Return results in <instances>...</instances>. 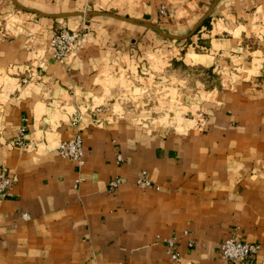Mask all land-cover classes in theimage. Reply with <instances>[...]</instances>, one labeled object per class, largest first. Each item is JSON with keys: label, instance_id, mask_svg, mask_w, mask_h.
Listing matches in <instances>:
<instances>
[{"label": "crops", "instance_id": "obj_1", "mask_svg": "<svg viewBox=\"0 0 264 264\" xmlns=\"http://www.w3.org/2000/svg\"><path fill=\"white\" fill-rule=\"evenodd\" d=\"M16 1L43 15L0 8V172L17 176L0 197V264H227L219 244L231 235L262 245L243 264H264V0H220L180 47L94 14L62 63L41 58L55 27L80 20L57 14L120 5L192 27L208 0ZM179 59L217 69L223 86L187 92ZM21 126L24 148L12 141ZM77 130L82 165L57 153Z\"/></svg>", "mask_w": 264, "mask_h": 264}, {"label": "rangeland", "instance_id": "obj_2", "mask_svg": "<svg viewBox=\"0 0 264 264\" xmlns=\"http://www.w3.org/2000/svg\"><path fill=\"white\" fill-rule=\"evenodd\" d=\"M219 1L220 0H208V2H205L204 5L207 7V10H208L213 5V3L215 2V4L212 7V9H213L217 5V3ZM5 4H7V5L14 4V6L16 7V10L18 9L21 12H27V13L30 12V13L35 14L38 17H40V16L43 15L40 12H34L32 10H28V9H24V8L22 9L20 7V4L16 0H0V8L3 7V6H5ZM163 6L164 5H162V4L159 5V8L158 9H159V12H161V14L166 15L167 14L166 12H162L163 11V9H162ZM15 7H13V8H15ZM199 7H201V4L199 5ZM124 8L125 7H123V6L118 5L116 7V5H115V8L109 9L108 12L98 11V10H94V9L85 8L82 11L60 13V14H57L55 16L60 17L62 19L63 18L64 19L65 18H71V17H77V18H79L80 21H79L78 25H76L74 27V29H77V28L81 27L82 24H84L85 29H84V32L83 33H85L86 30H87V19L91 18L94 14H105V15H109V16H112L115 19H119V20H122V21H125V22H136L137 21V23L144 24L145 26H149V25H147L148 24L147 22H149V24L151 23L150 22L151 20L143 21V19L144 20L146 19V18H143V17H139L140 20H134V19L130 18L128 16L130 14H128V12L125 11L126 9H124ZM164 9H165V7H164ZM212 9H211V11H212ZM207 10L204 12V14L207 12ZM211 14L212 13L210 12V14L206 18H204L203 21L199 25H197V27L195 28V30L193 31V33H190V31L192 30V28L194 27V25L196 24V22L199 19L196 20V22L193 24L192 27L190 25H188V27H185V25L188 23L187 19H184L183 22H181V24H179V27L178 28H176V27H174V28L173 27L172 28L166 27V25L171 22L169 19H166L165 20L166 17H163V19H164V20H162L164 22L163 26L157 24V22H155V23L159 27L158 26H155V25H152L153 23L151 25L156 28V30H157L156 32L160 36H162V38H165L167 40H170L171 42L174 41L175 44L176 43H179V47L180 46H183V45H186L187 46L188 44H190L192 42V40L193 41H195V40L198 41V39H196V35H200L201 32H199V30L202 29V27L205 24H207V22L212 17ZM66 26L67 25L64 24V25L55 27L53 29V33L56 32V31H58V30H60V29H62V28H68ZM190 27H191V29H190ZM196 50L205 51V50H201L200 47H196ZM41 60L44 61V62L51 60L50 57H49V55H48V53H47V48L45 49L44 56H42ZM51 61L56 62L54 60H51ZM171 64H172L171 65V68L176 71V72L174 71L175 72V74H174L175 76L174 77H176L178 79L181 78V80H183L185 82L184 85H185V88H186V91L187 92H190L191 91V92L194 93L197 90H199V91H204L205 90V91L210 92L211 90L212 91L218 90V89H220L223 86L221 84L220 73L218 72L217 69L205 67V66H202L200 64H184L181 59L175 60V61L171 62ZM172 69H171V72H172ZM184 78H185V80H184ZM189 96L190 95L188 94V97ZM116 101L119 104V106L123 108V110L124 109L129 110V108H132V106H133L131 104V101H128V99H119L118 98ZM147 103H149V102L143 101L144 106H146ZM129 105H132V106H129ZM136 108H138L136 105L133 106V110L132 111H135ZM153 115L143 117L141 119V121H143L144 123L146 121L147 122L148 121L150 122L151 119H153V117H155V118L158 117L157 115L154 114V112H153ZM167 118L168 117H166V119ZM174 118L172 120H175ZM231 236L236 237L235 235H231ZM222 259L225 260L224 258H222ZM174 261H176V260H174ZM225 261L227 262V264H231L227 260H225Z\"/></svg>", "mask_w": 264, "mask_h": 264}, {"label": "built area", "instance_id": "obj_3", "mask_svg": "<svg viewBox=\"0 0 264 264\" xmlns=\"http://www.w3.org/2000/svg\"><path fill=\"white\" fill-rule=\"evenodd\" d=\"M165 12L164 7H162ZM85 26L84 24L77 29L62 28L53 33L49 44V57L58 63L65 61L69 52L73 50L81 40L83 36ZM78 122V115L76 114L71 119V125L76 126ZM24 127L18 128L16 135L13 137V143L17 146L24 148L26 146ZM57 153L59 156L72 160L79 165L84 163V151L82 136L79 130L75 131L73 136L67 140L60 142L57 148ZM120 159V158H118ZM17 176L14 173L7 172L3 169L0 172V197L4 196L16 182ZM122 180L120 178H114L109 182L110 188H115ZM79 182L77 178L75 180V185ZM136 183L141 187H147L151 184L150 179L147 176L146 170H141ZM23 216H27L26 213ZM174 240H168L167 250L173 260H178L179 255L174 251ZM262 245L255 242L243 241L237 237H227L222 240L219 244V252L222 258L230 262L231 264H243L246 260L255 255Z\"/></svg>", "mask_w": 264, "mask_h": 264}, {"label": "water", "instance_id": "obj_4", "mask_svg": "<svg viewBox=\"0 0 264 264\" xmlns=\"http://www.w3.org/2000/svg\"><path fill=\"white\" fill-rule=\"evenodd\" d=\"M214 4H215V2L213 3V5H214ZM213 5L207 10V12H206L205 14H203V15L199 18V20L196 22V24L194 25V27L192 28V30L190 31V33H193V31L195 30V28L197 27V25H199V24L203 21V19L206 18V17L210 14ZM88 16H89V15H88ZM130 20H131V19H130ZM132 21H133V20H132ZM147 25L152 26V25L149 24V23H148Z\"/></svg>", "mask_w": 264, "mask_h": 264}]
</instances>
